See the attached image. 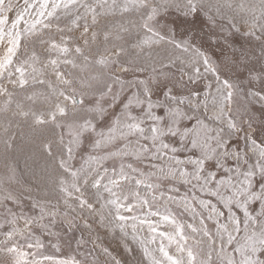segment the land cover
<instances>
[{
    "label": "snow or ice",
    "instance_id": "obj_1",
    "mask_svg": "<svg viewBox=\"0 0 264 264\" xmlns=\"http://www.w3.org/2000/svg\"><path fill=\"white\" fill-rule=\"evenodd\" d=\"M0 144V264H264V0H0Z\"/></svg>",
    "mask_w": 264,
    "mask_h": 264
},
{
    "label": "rangeland",
    "instance_id": "obj_2",
    "mask_svg": "<svg viewBox=\"0 0 264 264\" xmlns=\"http://www.w3.org/2000/svg\"><path fill=\"white\" fill-rule=\"evenodd\" d=\"M20 2L22 3L23 0H20ZM169 19H175V14L170 16ZM123 23L126 24L127 19H125ZM237 40L238 43L236 46L239 47V43H243L244 41L243 38L239 36L237 37ZM160 54L164 55L162 51ZM214 54L217 57H219L220 55L218 50H215ZM173 71L176 70L174 69ZM178 76L179 73L177 71V77ZM200 87L203 88V83H201ZM13 128L14 131L18 132V143L20 144V148L17 149V152L15 154L19 173L25 179L30 178L33 171H35L37 174H40V170L46 165V157L43 154V152L40 150L39 138L34 140L33 133L31 132V130L28 129L23 124H21L18 130L15 128V125L13 126ZM35 135L37 137L39 136L38 133ZM2 153H3V146L2 144H0V154ZM77 159L79 160V156L77 157ZM3 163L4 162L2 156H0V172L3 171ZM185 190L186 189L182 186L181 193H183ZM74 235L76 238H79L80 233L76 232ZM97 236L99 237L98 241L96 240ZM84 237L85 240L88 241V243L85 245L84 248L81 249V251L92 250L93 241H95L98 247L95 249L94 254H100L101 260H104L106 257H104L102 253H100V247H108L112 251L113 256L123 261L124 264H135V262L138 259H140V250L138 247L136 248V251L133 253H127L125 251V240L119 231L113 232L110 229L96 227L94 232L92 233L91 239H89V233L86 231L84 232ZM75 248H76V243L75 240H73L71 247L69 248L66 246L63 249L61 255L64 256L72 255Z\"/></svg>",
    "mask_w": 264,
    "mask_h": 264
}]
</instances>
